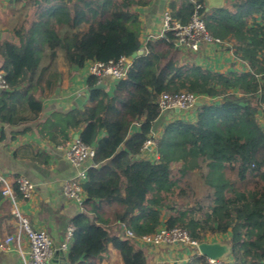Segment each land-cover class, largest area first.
Here are the masks:
<instances>
[{"label":"trees","instance_id":"16d2710c","mask_svg":"<svg viewBox=\"0 0 264 264\" xmlns=\"http://www.w3.org/2000/svg\"><path fill=\"white\" fill-rule=\"evenodd\" d=\"M149 2L28 0L34 14L12 28L15 40L0 41V69L8 85L0 91V122H27L41 112L36 93L53 88L58 79L51 63L41 61L44 49L50 61L59 49L68 67L76 68L91 60L116 61L138 50L141 27L135 7ZM196 2L202 5L199 13L208 32L230 41L249 70L221 73L188 62L174 46L173 30H166L145 41L111 94L105 88L89 89L88 105L58 115L64 130L80 129V140L95 149L82 183V210L72 218L69 264H92L109 244L119 250L124 264H148L144 249L110 232L107 224L117 221L138 234L154 232L160 225L157 208L164 205L160 193L176 181L171 163L185 164L189 157H200L208 167V202L174 209L164 225L185 228L198 240L206 233L230 232L225 241L232 261L224 264H264V129L257 121L264 105L259 79L264 76V23L254 18H264V0H231L208 10L204 0H170L172 18L187 23ZM97 80L88 75V88ZM180 90L220 96V101L204 100L194 122L171 121L156 140L158 157H143L161 114L160 94ZM101 130L105 133L98 138ZM203 209V215L196 214ZM205 260L195 254L183 264Z\"/></svg>","mask_w":264,"mask_h":264},{"label":"crops","instance_id":"0c3cea01","mask_svg":"<svg viewBox=\"0 0 264 264\" xmlns=\"http://www.w3.org/2000/svg\"><path fill=\"white\" fill-rule=\"evenodd\" d=\"M169 1L150 0L147 5L135 7L139 13L141 27L140 48L143 49L148 38L157 37L161 32L162 15L164 11L170 10ZM230 1L225 0V4L228 5ZM34 11L28 0H0V41L15 40L11 33L12 28L33 15ZM254 18L257 22L264 23V18L260 15H254ZM84 28L85 25H81V29ZM179 51L186 61L208 70L221 73L249 70L247 62L236 56L233 48L230 47L202 44L196 51ZM41 61L51 63V68L58 73V79L53 88H44L42 92L36 93V98L42 102V110L35 120L18 124L0 122V171L12 182L14 188L18 177H25L34 183V191L30 197L23 199L16 193L17 205L34 229L45 230L53 239L51 264H69L68 251L63 250L61 244L65 240L68 227L72 224V218L81 212L82 206L65 196L63 182L74 177L79 171L87 169L93 161L89 158L83 164L74 166L66 159L63 152L57 149V145L66 143L76 133H80V129L64 130L62 123L58 121L60 120L58 115H64L73 109H83L88 105V74L85 67H68L59 49L56 50L51 61L47 49H44ZM2 62L0 55V67ZM259 79L261 81V77ZM102 82L106 85L107 92L111 94L115 86L114 79L105 76ZM205 101L219 102L220 96L206 97ZM196 116L197 105L186 111L161 112L150 134L158 139L162 136L165 126L171 121L181 119L194 122ZM257 121L264 129V108L258 110ZM132 129L136 130L137 126ZM104 133L101 130L98 138ZM141 155L152 160L158 157L155 146L146 147ZM11 206V201L0 192V239L15 232L16 220L11 213ZM104 218H107V215H104ZM107 226L113 234L125 237L124 229L128 226L117 221L110 222ZM221 234L223 233L212 235L211 241L224 239ZM135 244L145 250L148 264H183L189 257L188 253L180 250L179 246L152 248L136 242ZM26 252L27 242L22 237L20 244L13 243L8 249L0 248V264H26ZM92 264H124V262L119 250L109 244L106 253Z\"/></svg>","mask_w":264,"mask_h":264},{"label":"built area","instance_id":"2783aa9c","mask_svg":"<svg viewBox=\"0 0 264 264\" xmlns=\"http://www.w3.org/2000/svg\"><path fill=\"white\" fill-rule=\"evenodd\" d=\"M201 3H195V10L190 20L187 23H180L172 18L170 11H164L162 15V27L158 36H161L166 30H173L175 35L174 46L178 50L196 51L202 44L214 45L217 47H230L232 44L228 40L211 35L206 29L204 20L199 13ZM128 57L122 56L116 61L102 62L97 60L88 61L84 67L88 75L97 77V82H102L103 77L111 76L114 82L122 78L128 67L130 66ZM261 81L264 84V76H261ZM8 85L3 77V72L0 70V90L7 89ZM206 96L186 91L163 92L158 99V105L161 112L186 111L196 106L197 101H204ZM264 108V105L262 109ZM157 138L154 135L149 136L145 141L143 150L146 147L155 146ZM57 149L61 150L66 159L74 166L83 164L87 159L92 158L95 152L93 146L85 144L80 138H71L66 143L57 145ZM87 169L79 171L74 177L65 179L63 182V193L65 196L82 205L85 198L82 189V183L85 181ZM34 183L25 177H18L15 180V188L12 182L0 171V192L11 201V213L16 220V229L14 233L6 235L0 239V248L8 249L13 243L20 244L22 237L27 242V257L26 264H51L50 258L53 251V239L43 229H34L29 219L23 214L17 205L16 193L21 198L26 199L31 196L34 191ZM74 225L71 224L66 232L64 242L61 244L63 250L68 251L70 241L72 240ZM124 236L132 239L134 242L146 247H165L179 246L180 250L188 253L186 261L195 255H201L198 249L200 241L191 238L188 231L180 226L167 227L166 225L159 226L154 232L146 234H138L132 228L124 229ZM207 241V240H206ZM227 257L224 258H207L204 264H224Z\"/></svg>","mask_w":264,"mask_h":264},{"label":"rangeland","instance_id":"374dc122","mask_svg":"<svg viewBox=\"0 0 264 264\" xmlns=\"http://www.w3.org/2000/svg\"><path fill=\"white\" fill-rule=\"evenodd\" d=\"M196 165V166H195ZM174 172V180L169 188L162 189L160 199L163 202L162 207H158L160 225H164L170 214L174 213L176 209H192L196 203L206 204L209 187L206 183L208 167L204 161L198 158L189 157L187 163L182 161H173L171 163ZM182 170V171H181ZM227 176L232 174L228 169L225 170ZM175 209V210H174ZM204 209L197 211V215H203ZM109 211L105 215H109ZM158 226V227H159ZM205 238L211 241V236L216 233H206ZM230 232L221 234L223 237L221 241H225V237H229ZM227 261H232L228 256Z\"/></svg>","mask_w":264,"mask_h":264},{"label":"water","instance_id":"95a60500","mask_svg":"<svg viewBox=\"0 0 264 264\" xmlns=\"http://www.w3.org/2000/svg\"><path fill=\"white\" fill-rule=\"evenodd\" d=\"M206 4V10L216 8L220 9L225 6V0H204ZM143 52L142 48H139L138 50L134 51L131 55L128 56V61H132L137 55L141 54ZM96 88H106V85L103 82H97L95 85L90 87L89 89H96ZM80 98H83L80 96ZM79 102V100H78ZM203 102L197 101L196 105L199 106ZM176 111H179L178 109H175ZM75 138L79 137V133H76ZM198 249L201 255H204L207 258H224L228 257L230 254V245L227 241H200L198 244Z\"/></svg>","mask_w":264,"mask_h":264}]
</instances>
